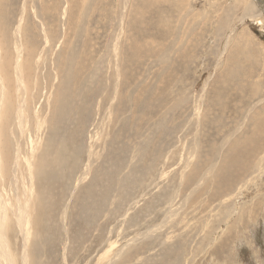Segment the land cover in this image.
<instances>
[{"label":"rangeland","instance_id":"1","mask_svg":"<svg viewBox=\"0 0 264 264\" xmlns=\"http://www.w3.org/2000/svg\"><path fill=\"white\" fill-rule=\"evenodd\" d=\"M145 1L73 0L79 7L70 9L68 0H0L1 31L24 12L30 50V104H12L31 136L19 142L38 145L39 153L46 137L49 145L48 158L20 162L11 174L21 201L18 187L27 185L22 177L30 168L47 178L37 189L50 190L51 205L30 201L37 214L26 222L28 264H110L118 252L112 264H264V136L251 148L242 144L252 139L251 118L264 109V0H243L251 12L234 9L238 0L184 1L188 15L213 18L205 31L191 15L186 24L200 27L179 20L176 0ZM240 33L253 59L234 63L228 58ZM111 104L108 120L103 110ZM39 119L46 121L40 132ZM91 144L94 160L81 182ZM10 199L18 201L15 193ZM8 238L11 263L21 264L22 239L17 231Z\"/></svg>","mask_w":264,"mask_h":264},{"label":"bare ground","instance_id":"2","mask_svg":"<svg viewBox=\"0 0 264 264\" xmlns=\"http://www.w3.org/2000/svg\"><path fill=\"white\" fill-rule=\"evenodd\" d=\"M66 1V0H65ZM148 0H146L145 2L147 3ZM150 1V0H149ZM184 1H188V0H176V2L178 3V11H182L178 14V17H179V20L181 22L184 23V25L187 23V18H190L191 16L194 17V20L192 22H197L199 20H201V25H202V28L204 29L205 31V28L207 27V25L210 23V21H212L210 17L208 16H201L200 13L198 14H195L194 15H188L187 13V10L188 8L186 9L184 7ZM234 1V0H232ZM41 2V0H40ZM152 2V1H151ZM159 2V0H153V5L152 6H155L157 5ZM235 2V1H234ZM243 0L240 1H236L234 4V9H239V7L242 6V8H240V10H242L243 12H251L252 9H253V5L251 3H248V1L246 2L247 5L245 6L243 4ZM259 2V1H258ZM67 3V8L70 7V9L72 7H81L82 4H83V1H81V3L79 4V6L76 5V2H73V0H68ZM128 3V2H127ZM140 3V2H139ZM160 3V2H159ZM166 3V1H165ZM165 3H162L164 5H166ZM25 4V3H24ZM45 4V3H44ZM65 4V3H64ZM126 4V2H125ZM259 6L261 7L262 5L260 4V2L258 3ZM40 5V4H39ZM46 5V4H45ZM141 5V4H140ZM160 5V4H159ZM43 7H45L44 5H42ZM142 6V5H141ZM139 5H136L137 9L138 7H141ZM148 6H149V3H148ZM158 6V5H157ZM1 7V6H0ZM23 7V6H22ZM135 7V8H136ZM146 7V6H145ZM3 8V7H1ZM35 8V7H34ZM39 8V7H38ZM232 8V7H231ZM25 9V8H24ZM41 9V8H40ZM66 9V8H65ZM136 10V9H135ZM162 7L159 6L158 8V18L161 16V13H162ZM217 10V9H216ZM24 11V10H23ZM47 11V9H46ZM185 13H184V12ZM231 12H233L232 10H230ZM239 11V10H238ZM237 11V12H238ZM8 13V12H7ZM6 13V14H7ZM24 12H20V17L17 19V21H15L14 25H13V21L12 23L10 22V20L12 19L11 16H8L7 15V19L6 21H9L11 23V26L9 28V31L8 32H2L1 29H0V264H12L11 263V257H10V241H9V238H8V235H9V232H15L17 231L18 234H19V237H21L22 241H21V245H22V249H23V252L21 253V258H20V262L21 264H28V239H27V233H28V230L26 228V222L27 221H31L32 218H33V215L34 213L37 214V211H33V215L31 214V200L34 198L36 199L35 202H38L37 200H39L38 202V208L39 209H43L44 205L46 203H49V205H51V200L49 198V194H50V190H48L47 192H45L46 188H44V184H42L41 186V189L38 190L37 189V184L39 182H46L47 181V178H43V177H40V178H36L37 177V173L32 170L31 168L28 169V171L26 173L23 174V179L28 182L27 185H24V183H22V188L20 189V185H19V192H21V199H23L22 201L20 200L19 198V193L18 191L16 192V179H15V176H12V170L14 168V166L16 165H19V163H31V162H36V161H44L46 158H48V147L49 145H47V137H46V141L44 142V146L43 148L41 149L42 152L39 153V151L37 150V146L33 147V146H30V147H27L26 148V141H23V143L19 142L20 139L25 135V137H31V136H28L26 134L27 132V129H26V126H25V123L23 122V120L21 119L20 117V114H19V111L17 114H13V103L18 105V104H21V106H23V104H30V102L28 100H30V92L28 93V90L30 91L31 89V82L30 80L32 81L31 79V73H29V71H24L25 67L24 65L28 62L24 61V60H29L26 56H27V52H29V47L28 45L26 44V38L24 39V35H25V31L22 30L23 29V23H22V19H23V14ZM41 13V12H40ZM39 13V14H40ZM137 13V12H136ZM164 13V12H163ZM183 13V14H182ZM192 13V12H191ZM193 14V13H192ZM213 14V13H212ZM37 15V14H36ZM184 15V16H183ZM216 15V14H215ZM226 14L225 12H223L222 16H219L218 19L216 20V25H215V29L214 31L216 30V32L214 33H217V31H220L222 26L224 25V21L226 19ZM38 18V16H36ZM64 17V16H63ZM137 17V16H136ZM216 17V16H215ZM10 18V20H9ZM123 18V17H122ZM41 19H42V16H41ZM120 20L122 21V19L120 18ZM125 20V19H124ZM190 20V19H189ZM191 22V20H190ZM190 22L188 23L187 27L191 26V27H195V26H198V25H192L190 24ZM264 22V21H263ZM133 24V23H132ZM166 24V23H165ZM182 23H180L179 25H181ZM200 24V23H199ZM211 24V23H210ZM167 25V24H166ZM169 25V24H168ZM15 26V27H13ZM41 26V25H40ZM211 26V25H210ZM13 27V28H12ZM200 27V26H198ZM12 28V30H11ZM27 28H28V25H27ZM167 28V27H165ZM163 28V29H165ZM185 27L181 28V32H180V38L179 39H183L182 38V30L184 29ZM197 28V27H196ZM193 29V28H192ZM198 29V28H197ZM207 29V28H206ZM188 30V29H187ZM199 30V29H198ZM196 31V29H195ZM12 32V33H11ZM31 32V31H30ZM33 34V32H32ZM130 34V33H129ZM248 34V33H247ZM30 35V34H29ZM37 35V34H36ZM131 35V34H130ZM165 35V34H164ZM219 35V33L217 34ZM216 35V37H217ZM231 35V34H230ZM230 35H229V38H230ZM34 36V35H32ZM84 38H86V33L83 35ZM5 37H7V39L9 40H6ZM194 37V36H193ZM249 37V36H248ZM173 39L172 40V46H174L175 44V37H174V34L170 33V39ZM197 38V37H195ZM229 38L227 37V39L229 40ZM188 41L186 42V45L184 46L186 48V46H190L191 44V39H192V34H188L187 38ZM186 41V40H185ZM236 41V42H235ZM235 46L234 48H231L232 50L235 49V51H233V54H229L231 55L228 59L229 61L231 62H234L236 63L237 60H239V58L241 57V61H239L240 63H244V60L247 58V59H250L249 57L252 55L251 51L253 52V48H251L250 46V43H249V39L245 38V36L243 34L240 33V36H238V38H236L235 40ZM181 42V41H180ZM5 43L8 45L9 47V50L11 51L10 54L7 53L6 51V48H5ZM60 43V42H59ZM152 43V42H151ZM178 43V42H176ZM228 43V42H227ZM226 43V44H227ZM46 45V44H45ZM147 47L149 46V44H147ZM178 45V44H176ZM193 45V43H192ZM234 45V44H233ZM244 45V46H243ZM47 46V45H46ZM153 46V44H152ZM169 46V45H168ZM258 46V45H257ZM177 47V46H176ZM243 47V48H242ZM184 48V49H185ZM245 48H247L245 50ZM256 48V47H255ZM59 49V48H58ZM152 49V48H151ZM159 49V47H158ZM231 50V51H232ZM153 51H156L155 49ZM117 52V51H116ZM159 52V51H158ZM182 52V51H181ZM256 52V51H254ZM231 53V52H229ZM249 53V54H248ZM119 53L117 52V55ZM161 54V53H160ZM165 53H162L160 56V58H156L157 61H162V57H164ZM257 54V53H256ZM43 55V54H42ZM170 55H172L170 53ZM36 56V55H35ZM41 57V56H40ZM254 57V55H253ZM257 57V56H256ZM261 57V56H260ZM119 58V57H118ZM116 58L115 59V63H114V66L113 68L115 69V72L117 73V63H116V60L118 59ZM252 58V56H251ZM253 59V58H252ZM113 60V59H112ZM36 61V60H35ZM247 61V60H245ZM249 61V60H248ZM40 62H42V60H40ZM118 62V61H117ZM248 63V62H247ZM35 64V63H34ZM246 64V63H245ZM256 64V63H255ZM37 66V65H36ZM254 66V65H253ZM94 67V70H95V66H92V68ZM237 68L235 65L233 66L232 68V72H233V69ZM248 68V67H247ZM57 69V68H56ZM239 69V68H238ZM250 69V68H249ZM251 69H252V66H251ZM250 69V70H251ZM58 71V70H57ZM169 73V72H168ZM250 73V75L252 74L251 71L248 72ZM230 74V73H229ZM237 74V73H236ZM260 74V73H259ZM34 75V74H33ZM37 75V74H36ZM35 75V76H36ZM240 75V74H239ZM55 76V75H54ZM249 76V75H248ZM36 78V77H35ZM117 79V77L115 78ZM36 81V80H35ZM117 84V83H116ZM36 85V83H35ZM118 85V84H117ZM231 85V83H230ZM227 86V85H226ZM232 86V85H231ZM253 86V85H252ZM259 86V85H257ZM36 87V86H35ZM34 87V88H35ZM59 87V86H58ZM235 88V87H234ZM255 89V84H254V87ZM252 88V89H253ZM36 89V88H35ZM58 89V88H57ZM32 90V89H31ZM233 90V89H232ZM35 91V90H34ZM33 93V92H32ZM233 93V92H232ZM252 93V92H250ZM254 93V92H253ZM256 93V91H255ZM231 94V93H230ZM252 95V94H251ZM56 96V95H55ZM54 96V97H55ZM234 96V95H233ZM40 97V96H39ZM33 102H34V99H33ZM262 100L258 101V103H261ZM257 105V104H256ZM89 107V106H88ZM87 107V108H88ZM197 109V108H196ZM19 110V109H18ZM88 111L90 110L87 109ZM104 114L106 116H108V120L112 117L111 116V111H112V104L109 105L107 107V109L105 108L104 110ZM196 111V110H195ZM234 111V110H233ZM250 111V110H249ZM249 111H246V114L244 115L243 117V121L247 120L248 117H249V114L250 112ZM240 113V112H238ZM255 113V112H254ZM199 115V114H198ZM22 116V115H21ZM38 117V116H37ZM13 120H12V119ZM11 119V122L9 121ZM41 119V118H40ZM39 119V124H38V128L37 130L40 132L41 129L43 128V126L46 124V121H44V119L40 120ZM46 119V118H45ZM253 119L252 121V128H253V132H252V139L251 140H244L243 141V145L244 146H247L249 148H251L253 146L252 142L254 143L255 141L253 140H256L259 135L262 137L264 136V126L261 127V128H258L259 126H261L262 123H264V109H259L258 112L255 113V116L253 115V117L251 118V120ZM103 121V120H102ZM194 122V121H193ZM102 123V122H101ZM251 125V124H250ZM99 127V126H98ZM97 127V128H98ZM100 128V127H99ZM251 128V129H252ZM46 129V128H45ZM44 129V130H45ZM250 129V128H249ZM237 131L231 133L227 138H233L234 136H236ZM7 133V134H6ZM239 133V132H238ZM6 134V135H5ZM45 134V133H44ZM50 139V136L48 137ZM227 138L225 140H227ZM229 140V139H228ZM94 141V140H93ZM62 142V141H61ZM57 143V142H56ZM105 143V142H104ZM141 143V142H140ZM236 143V142H235ZM250 143V144H249ZM55 144V143H54ZM234 144V143H233ZM65 145V144H64ZM222 145V148L223 149L225 147L224 145V141L221 143ZM242 145V146H243ZM58 146V145H57ZM227 146V145H226ZM235 146V145H233ZM232 146V147H233ZM237 146H239L237 144ZM92 144L90 146H88V163L86 164V172L84 173V175L81 177V182L84 181V179L86 178V176H88V171L90 170V167H91V163L93 162L94 160V152H93V149H92ZM36 148V160L34 159L35 158V154H34V149ZM39 148V147H38ZM240 148V147H239ZM245 148V147H244ZM54 149V148H53ZM243 149V147H242ZM40 150V149H39ZM40 150V151H41ZM51 150V148H50ZM63 150V144L59 146L58 150H54V153H55V157H54V162L56 164H60L61 163V158H59V154H62V151ZM140 150V149H139ZM195 150V149H194ZM224 150V149H223ZM252 150V149H251ZM251 150L247 153V155L245 157H248L250 156V152ZM229 151V150H228ZM245 151V149H244ZM138 152V151H137ZM231 152V151H230ZM237 152V151H236ZM23 153H28L30 156L28 158H24V157H21V154ZM139 153V152H138ZM227 153V152H226ZM243 153V152H242ZM44 154L45 156L42 157L41 155ZM238 154V153H237ZM236 154V156H237ZM130 155V154H129ZM232 155V154H231ZM234 155V154H233ZM245 155V153H244ZM264 155V154H263ZM235 156V155H234ZM235 156V157H236ZM233 157V156H231ZM234 157V158H235ZM241 157V156H240ZM225 157L222 156L221 157V161H224ZM250 159V157H249ZM137 160V159H136ZM230 160V159H229ZM240 161V160H239ZM249 161V160H248ZM246 163V162H244ZM188 164V163H187ZM236 165V163L233 161V164H232V169L233 167ZM242 166L244 164H241ZM110 166V165H109ZM215 166V165H214ZM240 166V165H239ZM241 167V166H240ZM244 168H245V165L244 167H242V170L241 171H244ZM112 170V168H109ZM211 169V168H210ZM213 169V167H212ZM85 171V170H84ZM206 171V170H205ZM210 171V170H209ZM212 171V170H211ZM104 172V171H103ZM239 173V171L237 172V174ZM241 173V172H240ZM106 174V173H105ZM92 175V174H91ZM113 175V174H112ZM79 178V177H78ZM77 178V179H78ZM206 177H203L201 178L200 180L201 181H205ZM105 180V179H103ZM76 181V180H75ZM80 180H79V184L81 183ZM102 183V181H101ZM76 184V183H75ZM135 184V183H134ZM77 185V184H76ZM79 186V185H78ZM128 186V185H127ZM130 186V185H129ZM105 187V186H104ZM124 187V186H123ZM126 187V186H125ZM73 188V187H72ZM92 188V187H91ZM30 189V190H28ZM75 189V188H74ZM93 189V188H92ZM107 189V188H106ZM28 190V191H26ZM33 190V191H32ZM78 191V189H76ZM75 190V191H76ZM90 190V189H89ZM24 192H26V194H23ZM27 192L29 194H27ZM86 192V191H85ZM88 192V191H87ZM87 192L85 193L86 195ZM12 193H15L16 194V199L18 200L17 203H12L11 199H10V196L12 195ZM69 193V191L67 192ZM74 193V191L72 192ZM76 193V192H75ZM80 193V192H79ZM83 193H84V190H83ZM123 194V193H122ZM126 194V193H125ZM193 194V193H192ZM68 195V194H67ZM71 195V194H70ZM124 195V194H123ZM85 196V195H84ZM91 196V195H90ZM101 196V195H100ZM177 196V195H176ZM127 198V197H126ZM75 197H74V194H73V199L74 200ZM78 199V198H77ZM175 199V197H174ZM177 199V198H176ZM48 201V202H47ZM172 202V201H171ZM170 202V203H171ZM128 203V202H127ZM175 203V202H174ZM13 204V205H12ZM34 205V204H33ZM49 205L46 207L48 208ZM34 205V207H36ZM46 206V205H45ZM118 206V205H117ZM68 207V206H67ZM66 207V208H67ZM75 207V206H74ZM109 207V206H108ZM65 208V209H66ZM45 209V208H44ZM73 210V209H72ZM69 211H70V208H69ZM67 211V212H69ZM40 212V211H39ZM64 212V215H63V218L65 220V217H66V214L65 213L66 211H62ZM72 212V211H71ZM82 215V214H81ZM71 220V219H70ZM9 223H10V228L9 227ZM90 226V225H89ZM152 231L150 230V233ZM65 233V232H64ZM136 238V237H135ZM170 244V243H169ZM114 249V248H113ZM127 249V248H126ZM136 251V250H135ZM66 254V253H65ZM119 254V252H118ZM118 254L114 255L113 258L109 261L110 264L114 263L115 259L118 258ZM165 254V253H164ZM131 255V254H130ZM130 257V256H129ZM65 259V258H63ZM120 259V258H119ZM162 259V258H161ZM91 260V259H90ZM65 261V260H64ZM172 262V261H171ZM118 264V263H117Z\"/></svg>","mask_w":264,"mask_h":264}]
</instances>
